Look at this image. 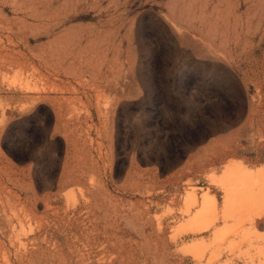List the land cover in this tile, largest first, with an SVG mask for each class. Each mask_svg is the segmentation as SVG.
Returning a JSON list of instances; mask_svg holds the SVG:
<instances>
[{"label":"rangeland","instance_id":"1","mask_svg":"<svg viewBox=\"0 0 264 264\" xmlns=\"http://www.w3.org/2000/svg\"><path fill=\"white\" fill-rule=\"evenodd\" d=\"M263 199L264 0H0V264H264Z\"/></svg>","mask_w":264,"mask_h":264},{"label":"bare ground","instance_id":"2","mask_svg":"<svg viewBox=\"0 0 264 264\" xmlns=\"http://www.w3.org/2000/svg\"><path fill=\"white\" fill-rule=\"evenodd\" d=\"M237 172V171H236ZM229 173H230V171H229ZM233 174V173H232ZM230 175V174H229ZM227 176H228V174H227ZM231 177H232V175H230ZM230 178V177H229ZM233 178V177H232ZM229 192H230V190H228ZM253 191V190H252ZM236 192V191H235ZM251 192V191H250ZM257 192V191H256ZM260 192V191H259ZM263 193V192H262ZM241 194H243V193H241ZM239 196H240V194H238ZM244 195V194H243ZM246 195V194H245ZM254 196V195H253ZM241 197V196H240ZM242 198H244V199H241V201L242 202H247V200H249V198L248 197H243L242 196ZM236 199V197H235V194H234V191H231L228 195H227V202H228V204H229V207L228 208H230L231 210H235L234 212H236L237 210H241V209H243L245 206H243L242 204L243 203H241V205H239V206H235V200ZM206 200V199H205ZM264 200V199H263ZM209 202V201H208ZM226 202V201H225ZM239 202H240V200H239ZM253 202V201H252ZM208 204V203H207ZM247 204H249V203H247ZM250 204H251V202H250ZM252 204H255L254 202L252 203ZM238 205V204H237ZM244 205H246L245 203H244ZM233 206H235L236 208H234ZM248 206V205H247ZM249 206H251V205H249ZM209 207H210V205H205V210H204V212L203 213H200L199 215H197V216H195L193 219H191V223L195 226L194 228H199V229H201V228H203L204 226H207V222H208V220L210 219V216L206 213L207 211H208V209H209ZM247 208V207H246ZM227 210V209H226ZM201 211V210H200ZM245 211V210H244ZM251 211V210H250ZM233 212V213H234ZM243 212V211H242ZM196 214V213H195ZM212 214V213H211ZM245 214V213H244ZM228 215V214H227ZM215 218V217H214ZM214 218H212V219H214ZM214 221V220H213ZM211 222V221H210ZM213 223V222H212ZM215 223V222H214ZM206 224V225H205ZM208 224H209V222H208ZM199 231V230H198Z\"/></svg>","mask_w":264,"mask_h":264}]
</instances>
